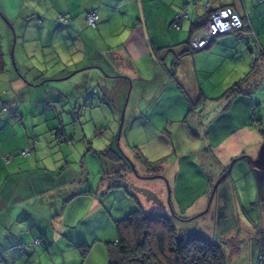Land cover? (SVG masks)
<instances>
[{
    "label": "crops",
    "instance_id": "crops-1",
    "mask_svg": "<svg viewBox=\"0 0 264 264\" xmlns=\"http://www.w3.org/2000/svg\"><path fill=\"white\" fill-rule=\"evenodd\" d=\"M224 6L232 7L245 17L248 27L242 32L219 35L208 48L190 53L185 42L188 41L191 23L204 20L209 12ZM183 7L188 9V18L178 20V29L171 27L174 14ZM92 10L97 11L99 17L95 29L89 32L84 29L87 25L84 14ZM115 12L117 14L113 18ZM58 14L71 18L68 25H60L65 29L54 33L59 45H73L77 51L83 50L85 55L92 57H96V53L99 59H91L92 62H97L100 68L104 63L113 67V71L109 69L111 72L104 71L105 76L95 74L94 80L100 83L105 78H120L122 88L131 82L134 96L131 103L129 98L125 109L126 118L131 120L128 126L131 139L126 136L127 141L131 144L132 140L131 148L136 146L149 161L161 160L159 174L172 184L182 222L202 212L214 180L225 172L233 159L242 155L255 158L264 141V58L256 60L249 46L252 32L264 50V0H58L54 18ZM91 61L80 65L84 67L74 73L90 68ZM0 63L1 71L8 74L1 47ZM95 66L92 67L97 69ZM63 70H67L65 65ZM63 72L58 73V82L66 79L67 76L61 78L65 75ZM241 79L243 93L227 94L228 88ZM12 82H18L19 87L26 86L20 78L15 77ZM72 85L81 86L77 81ZM62 86L65 85L54 88L59 102H62ZM119 94L113 98L111 94L115 119L121 106L120 91ZM82 97L81 94L75 98L74 107H70L72 110H77ZM65 99L63 103L70 105L68 98ZM57 107L61 108V105ZM62 111L65 109L59 112ZM1 161L0 165L4 163ZM3 165L0 171L4 175V182L0 185V264H107L105 240L108 237L73 234L69 230L74 228V224L63 221L61 215L65 206L77 197L87 205L85 212L99 213L101 224L105 221L106 225L111 223L114 226L116 219L125 217L126 212L134 208L131 203L119 210L116 219L112 220L110 215H106L107 203L101 201L99 192L73 196L79 192L70 188L71 194L65 197L63 192L69 193V188H64L63 199L57 201L59 199L53 197L51 201L52 204L56 202L55 213L49 216L53 228L50 229L49 224L43 227V209H38V198L48 189L38 193V167L29 169L34 182L21 190L20 185L27 176H18V180H10L7 186L9 193L1 197L3 185L9 184L6 179L20 174L16 173V161L14 165L11 162ZM250 165L249 160L239 159L232 169L237 166L238 170L242 168L248 174ZM143 169L146 170L145 167ZM40 173L42 178L47 175L43 171ZM144 174L148 175L147 170ZM230 175L220 182L224 185L221 190L217 189L209 208L212 207L215 220L218 214L220 221L229 226L233 224L235 215L253 235L251 223H248L250 219L243 217L242 213L248 214L254 209L255 184L248 188L246 183L237 184L238 178ZM46 182L44 180L42 185ZM51 187H56L55 181ZM85 190L90 189L80 191ZM100 191L103 195L109 192L105 188ZM192 191L195 199L185 206L183 200ZM58 203H62L61 211ZM254 226V231L255 228H263ZM263 232L259 230L252 236L257 237L254 238L256 242L249 244V250L243 255L241 249L231 255L229 264L249 262L257 256L258 261H263ZM42 236L46 238L42 240ZM115 237L114 231L111 241ZM37 238L41 242L33 246ZM83 242L90 244V250L82 259L78 245Z\"/></svg>",
    "mask_w": 264,
    "mask_h": 264
},
{
    "label": "rangeland",
    "instance_id": "rangeland-1",
    "mask_svg": "<svg viewBox=\"0 0 264 264\" xmlns=\"http://www.w3.org/2000/svg\"><path fill=\"white\" fill-rule=\"evenodd\" d=\"M57 6L58 0H0V47L5 64L9 68L8 74L0 69V160L4 162L0 165V171L1 166L4 167L3 164L7 166L11 162L14 165L16 161V173H20L6 179L9 180V184L3 185L1 197L9 193L7 186L10 185V180L15 181L19 177L27 176L24 183L20 185L21 190L34 182V178L31 177L33 174L29 173V169L38 167V193L48 189L42 192L41 198H38V209H43V211L39 209L43 214V227L49 224L50 229L53 228L49 216L55 213L53 208L54 206L56 208V202L52 204L51 201L53 197L59 199L57 201L62 200L64 188H69V193L63 192L65 197L66 194H71L70 188L78 192L82 189H90L93 194L99 192L101 201L107 203L106 215L107 217L110 215L112 220L116 219L119 210L126 208V204L131 203L135 209L138 204H141L147 213L163 211L167 213L172 218L179 236L197 233L209 239L240 240L239 245L243 255L249 250V244L256 242L254 238L257 237L252 236L258 234L259 230L264 231V172L259 174L252 165L248 169L250 171L248 174L242 168L238 170L237 166L230 170V176L238 178L237 184L246 183L248 188L255 184L254 209L248 214L242 213L243 217H249L248 223H251L250 228L255 234L252 235L234 214V222L230 226L220 221L218 214L215 220L212 207L204 212L207 204L202 212L198 213L199 215H192L187 219L188 221L182 222V218L178 215L180 212L176 208L177 201L172 193V184L165 178H146L144 174L146 170L143 169V164L135 157V152L131 148L132 140H130L131 144L127 141L126 136L131 139L128 129L131 120L126 118L125 109L129 98L131 103L134 96L131 82L129 81L126 88H122L123 81L120 78H105L104 82L98 83L94 80L95 74L101 73L105 76L104 71H113L112 66L104 63L100 68L97 62L91 61V59L95 61L99 59L96 53L94 54L96 57H92L89 54L85 55L83 50L77 51L73 45L68 47L66 43V45H59V40L54 33L66 27H60L56 23L57 16L54 18L53 14ZM116 14L117 12L114 13L113 18ZM84 29L92 32L95 26L86 25ZM89 61L92 63L90 68L74 73L77 69L84 67L80 65ZM64 65L67 67L65 72H63ZM61 71L65 74L61 78L67 77L58 82L59 78L56 77ZM72 73L74 74L70 76ZM15 77L24 81L26 86L19 87L18 82H12ZM70 80L71 83L68 82ZM73 81H77L81 86L71 87ZM61 84L65 86L61 88L62 102H59L54 88ZM119 91L121 106L115 119V107L111 100L120 95ZM81 94L83 97L78 103L77 110L74 111L70 107H74L75 98ZM111 94H113L112 98ZM64 96L68 98L70 105L63 103L66 101ZM57 105H61V108ZM61 109L65 111L60 113ZM258 113L259 111L256 115ZM121 119L123 121L118 138ZM98 123L99 126H97ZM107 148L124 159L113 162L106 155L103 156L102 151ZM23 151L26 152L25 155L22 154ZM41 171L47 174L43 178L39 176L42 174ZM117 173L122 176L118 177ZM217 179L212 183V187ZM44 180L47 182L42 185ZM53 181L56 182L57 189L51 187ZM248 181L253 183L249 184ZM259 181L261 182L260 191L258 190ZM3 182L4 175L0 172V185ZM111 185L122 187H110ZM222 185L224 183H220L218 189L221 190ZM103 188L109 191L105 195L100 191ZM168 190L171 191L170 196ZM194 195L193 191L188 193V197L183 200L185 206L194 201ZM79 200L81 199L76 197L74 202L67 204L61 215L64 218L63 221H72L74 224V228L69 232L84 233L89 237L107 236L105 241H111L115 231L114 226L111 223L106 225L105 221L101 224L102 219L99 213L85 212L87 205L82 203L83 200ZM57 207L61 211L62 203H58ZM134 208L126 213H130ZM71 210H73L72 213H69ZM78 212L81 215H78ZM254 225L263 228L259 230L255 228L254 231ZM45 238L42 236L41 239ZM242 238L246 242H243ZM21 243L25 244V241ZM225 246L228 247V245ZM257 258L258 256L255 259H249V262L235 264H264V259L258 261Z\"/></svg>",
    "mask_w": 264,
    "mask_h": 264
},
{
    "label": "trees",
    "instance_id": "trees-1",
    "mask_svg": "<svg viewBox=\"0 0 264 264\" xmlns=\"http://www.w3.org/2000/svg\"><path fill=\"white\" fill-rule=\"evenodd\" d=\"M211 12L207 14L204 20L191 23L188 41L185 42L187 43L188 51H190L188 42L191 35L206 24ZM243 30L236 32H242ZM213 40L214 38L206 48L211 45ZM251 40L252 32L250 33L249 46ZM196 51L198 50L190 51V53ZM261 58H264V56H261ZM242 81L243 79L235 82L228 88L226 93L229 95L243 93L240 89ZM183 92L186 95L184 90ZM187 98L191 105L194 106L192 100L189 97ZM132 148L135 151V157L146 168L148 173L146 176L159 174L160 166L158 164L161 160L149 161L141 154L136 146ZM102 155H106L113 162H120L124 159L121 155L109 148L103 150ZM117 176L121 177L122 175L117 173ZM119 186L122 187L121 185H111L110 187ZM80 193L86 194L93 192L91 190H85L75 193L73 196ZM114 226L116 233L115 240L105 242L107 264H229L230 256L240 251V240L235 238L226 240L209 239L197 233H186L179 236L172 218L167 213L164 211L160 213H147L141 204H138V207L125 217L116 219ZM262 244L264 246V239H262ZM225 245H228V247ZM78 250L83 259L90 250V244L83 242L78 245Z\"/></svg>",
    "mask_w": 264,
    "mask_h": 264
},
{
    "label": "built area",
    "instance_id": "built-area-1",
    "mask_svg": "<svg viewBox=\"0 0 264 264\" xmlns=\"http://www.w3.org/2000/svg\"><path fill=\"white\" fill-rule=\"evenodd\" d=\"M183 17H188V10L186 7H184L181 12L174 15L172 27L179 28L178 20ZM244 18L245 17H242L238 12L229 6L213 10L206 24L191 35L188 42L190 51L206 48L210 44L211 40L219 35L240 31L248 27V23H246ZM70 20L71 18L62 14H58L56 17V23L60 25H67ZM97 20L98 14L94 10L88 11L84 15V21L88 26H95ZM250 48L255 59L264 56V51L253 33ZM22 154L25 155L26 152L23 151ZM6 161L8 160L6 159ZM40 242V239H35L33 241V246L40 244ZM261 257L262 256L260 255V258Z\"/></svg>",
    "mask_w": 264,
    "mask_h": 264
},
{
    "label": "water",
    "instance_id": "water-1",
    "mask_svg": "<svg viewBox=\"0 0 264 264\" xmlns=\"http://www.w3.org/2000/svg\"><path fill=\"white\" fill-rule=\"evenodd\" d=\"M122 119H123V110H122ZM120 122V126L118 129V138L120 136V129H121V125H122V120ZM239 159H247L252 163V166L260 173L264 172V141L261 144L259 151L257 153V156L255 158H251L250 156L247 155H242L241 157L237 158V159H233L230 164L228 165L227 169L225 170V172L223 174H221V176L217 179V181L215 182V184L212 187V190L209 194V198H208V203L206 206V209L204 210V212H206L209 209V206L211 204V201L218 189V185L220 184V182L222 181V179H224V177H226L229 173L230 170L232 168V165L234 164L235 161L239 160ZM146 178H164V176L160 175V174H154V175H149V176H145ZM168 195H169V191H168ZM169 198V196H168Z\"/></svg>",
    "mask_w": 264,
    "mask_h": 264
}]
</instances>
